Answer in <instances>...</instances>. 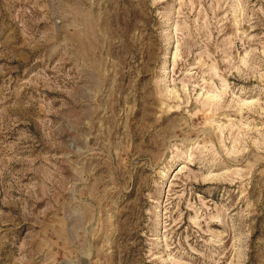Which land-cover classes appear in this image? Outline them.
<instances>
[{
    "label": "rangeland",
    "instance_id": "1",
    "mask_svg": "<svg viewBox=\"0 0 264 264\" xmlns=\"http://www.w3.org/2000/svg\"><path fill=\"white\" fill-rule=\"evenodd\" d=\"M0 264H264V0H0Z\"/></svg>",
    "mask_w": 264,
    "mask_h": 264
}]
</instances>
